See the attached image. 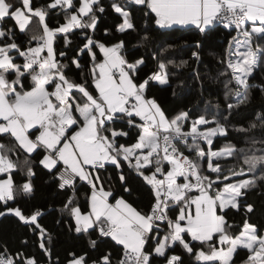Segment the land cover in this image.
Segmentation results:
<instances>
[{
	"label": "snow or ice",
	"instance_id": "obj_1",
	"mask_svg": "<svg viewBox=\"0 0 264 264\" xmlns=\"http://www.w3.org/2000/svg\"><path fill=\"white\" fill-rule=\"evenodd\" d=\"M109 7L120 17L115 27L121 34L137 30L132 9L138 8L146 18L145 41L148 20L160 28L194 25L202 34L222 28L229 39L221 75H229L228 84L237 86L236 104L227 108L248 100L253 87L249 76L264 63V0H111ZM104 12L100 0H79V6L74 0H47L41 6L33 0H19L18 5L0 0V217L12 213L27 225L53 264L47 246L52 237L39 222L45 210L25 213L8 206L18 193L33 192L37 154L58 189L70 190L60 209L74 220L70 227L76 233L95 232L120 247L118 258L111 251L97 260L72 253L67 264H157L160 258L163 264H185L177 248L203 264H236L238 250L247 253L242 264H264V228L250 222L247 214L253 206L245 200L256 186L251 174L257 166L264 173V141H253L261 147L247 152L231 144L214 150L213 138L227 135L225 126L204 115L190 119L187 110L170 117L148 95L150 82L168 83L167 64L158 62L156 70L140 79L143 57L129 60L122 39L106 44L95 38L97 13ZM57 13H63L65 22L50 26V14ZM74 30L83 43L72 49ZM19 35L27 37L23 44ZM58 38L64 45L59 51ZM192 56L199 59L198 52ZM73 69L78 78L70 75ZM257 119L264 126V117ZM130 133L135 142L121 143ZM238 153H243L242 166L223 169L221 158ZM125 164L151 193L147 210L114 196L110 184L105 187L111 178L101 173L113 168L123 191L131 195ZM14 174L27 179L18 185ZM258 178L264 180V174ZM78 183L89 189L83 210L76 197ZM231 211L244 214L242 225L229 220ZM89 243L96 248L97 240ZM0 264L39 261L0 245Z\"/></svg>",
	"mask_w": 264,
	"mask_h": 264
},
{
	"label": "trees",
	"instance_id": "obj_2",
	"mask_svg": "<svg viewBox=\"0 0 264 264\" xmlns=\"http://www.w3.org/2000/svg\"><path fill=\"white\" fill-rule=\"evenodd\" d=\"M47 0H33L34 5H44ZM79 6V0H74ZM105 8L104 13H97L99 22L95 30V38L104 43H112L122 39L126 45V52L129 60L143 57L145 64L139 71V78L143 79L147 74L157 69V64H167L168 83L160 85L158 82H150L148 95L155 97L161 107L171 117L181 111H189L190 119H195L204 115L207 119H214L227 128V135H217L213 138L212 148L214 150L223 149L227 145H235L237 149H259L260 143L253 146V141H264V126L258 116L264 117V63L254 68L253 73L249 76V83L253 85L250 89L248 100L228 110L227 104H236L235 91L236 84L233 81L228 84L229 75H221L225 71V66L220 62L224 55V49L229 39V34L222 28H217L212 32L200 33L195 26L174 25L171 28H160L154 22L148 20L147 34L149 39L142 40L145 35V17L138 8H133V17L137 25L135 32L118 33L116 25L120 22L118 14L114 13L109 7L111 0H100ZM123 3L124 0H118ZM9 3L18 5L19 0H9ZM63 13L55 15L50 14L48 23L50 26L62 24ZM11 25L12 21L8 22ZM105 29L108 35H105ZM76 34L70 35L72 41L69 46L72 49L82 45L83 38L79 35V30H74ZM27 39L24 35H19L18 42L23 44ZM199 43V48L194 47ZM62 41L57 39L56 47L59 51L63 47ZM166 49V50H165ZM193 52L199 53V59L192 56ZM69 55H72L69 52ZM88 57L82 58V63H88ZM182 61L187 64L181 65ZM90 67V65H89ZM70 75L77 77V70L73 69ZM227 84V87L225 86ZM255 123L257 126L251 128L250 125ZM189 125H185L187 129ZM247 129V131H240ZM121 143L130 144L135 142L133 133L129 137L121 140ZM191 143V139H189ZM201 146H204L203 143ZM184 150V149H182ZM186 155L191 153L185 151ZM41 157L33 154V170L35 175L31 178L34 190L30 196L18 193L14 202H9L10 207H19L25 213L34 209L45 210V215L40 219V223L51 234V243L47 246L51 249V260L53 264H67L70 254H86L89 260H97L105 252L111 251L113 258H118L120 247L116 246L110 238H98L97 233L88 234L76 233L72 227L74 220L69 217L67 212H61L65 200L70 195V190H59L57 182L53 179L42 165L38 163ZM243 153H238L235 157L221 158L220 163L225 170L236 168L242 165ZM126 174L128 186L131 189V195L125 193L121 183L117 178L116 170L109 168L107 175L111 179L104 181L105 187L109 184L113 190L114 196H123L129 203L137 207L138 210H147L152 197L149 189L144 185L142 179L137 177L134 172L123 165ZM167 167V165H165ZM246 170V169H245ZM260 166L251 174L256 177V186L247 192L245 198L247 204L253 206V211L247 215L250 222L256 224L259 228H264V180H260ZM16 183L19 185L27 178L22 174H14ZM89 189L86 185L77 184L76 197L82 210L87 206L86 194ZM4 207L0 204V211ZM228 218L235 225H242L244 214L236 211L228 213ZM59 221V223H58ZM39 237L32 233L29 227L19 221L14 214L9 213L0 218V245H7L8 250L12 253L17 251L25 255H34L39 264H49L46 254L38 246ZM97 240V246L93 249L89 241ZM23 241H27L24 244ZM178 254L184 258L185 264H203L196 261L192 256L182 253L180 248L176 249ZM246 250H238L234 256L236 264H242L246 259ZM157 264H163V259L157 260Z\"/></svg>",
	"mask_w": 264,
	"mask_h": 264
},
{
	"label": "rangeland",
	"instance_id": "obj_3",
	"mask_svg": "<svg viewBox=\"0 0 264 264\" xmlns=\"http://www.w3.org/2000/svg\"><path fill=\"white\" fill-rule=\"evenodd\" d=\"M254 68H255V67H254ZM254 68H253V70H252V73H253V71H254ZM252 73H251V74H252ZM213 126H214V125H208L207 127H213ZM200 127H201L202 130L205 128V126H203V125L200 126ZM218 135H219V134H218ZM222 167H223V166H222Z\"/></svg>",
	"mask_w": 264,
	"mask_h": 264
},
{
	"label": "crops",
	"instance_id": "obj_4",
	"mask_svg": "<svg viewBox=\"0 0 264 264\" xmlns=\"http://www.w3.org/2000/svg\"><path fill=\"white\" fill-rule=\"evenodd\" d=\"M181 26V25H180ZM187 26H194V25H187Z\"/></svg>",
	"mask_w": 264,
	"mask_h": 264
},
{
	"label": "water",
	"instance_id": "obj_5",
	"mask_svg": "<svg viewBox=\"0 0 264 264\" xmlns=\"http://www.w3.org/2000/svg\"><path fill=\"white\" fill-rule=\"evenodd\" d=\"M1 218V217H0Z\"/></svg>",
	"mask_w": 264,
	"mask_h": 264
}]
</instances>
